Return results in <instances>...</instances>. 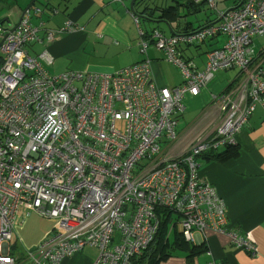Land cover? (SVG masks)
<instances>
[{"label": "built area", "instance_id": "2783aa9c", "mask_svg": "<svg viewBox=\"0 0 264 264\" xmlns=\"http://www.w3.org/2000/svg\"><path fill=\"white\" fill-rule=\"evenodd\" d=\"M190 1H205L217 21L172 35L139 28L143 59L108 73L51 74L41 64L52 62L46 48L30 54L28 46L74 31L69 19L57 29L35 25L42 9L33 6L15 26L0 24V264H18L10 241L32 212L57 224L23 251L27 264H61L85 246L97 249L91 264H140L159 229V208L176 216L169 223L180 224L187 243L195 231L209 230L256 254L252 241L227 228L225 204L199 167L205 152L235 145L256 107L264 108V54L256 56L252 45L264 36V0H241L225 11L216 0ZM218 36L225 41L206 52L202 69L179 49ZM150 46L179 68L180 85L153 82ZM232 68L241 74L237 84L211 97L221 112L213 137L197 139L178 157L166 155L163 142L177 137L184 97Z\"/></svg>", "mask_w": 264, "mask_h": 264}, {"label": "crops", "instance_id": "0c3cea01", "mask_svg": "<svg viewBox=\"0 0 264 264\" xmlns=\"http://www.w3.org/2000/svg\"><path fill=\"white\" fill-rule=\"evenodd\" d=\"M30 1L0 0L2 28L13 27ZM131 2L35 0L34 5L40 7L42 13L32 18L33 24L42 21L43 27L57 29L69 19L77 28L57 34L45 46L30 45L28 50L30 54L37 55L46 48L52 62L42 60L41 64L51 74L67 70L108 73L143 59L137 45L139 28L146 32L157 28L165 35H172L194 30L218 19L215 12L206 7L205 1L134 0L132 9L139 16L136 25L129 12ZM240 2L216 0V7L225 11L237 7ZM159 25L166 28L161 29ZM224 41V36H218L195 45L181 44L179 49L185 58L202 69L206 52L220 47ZM258 48L256 56L264 54V44ZM147 55L151 60L152 80L157 86L173 87L183 82L177 67V71L166 70L160 51L150 46ZM226 73L216 71L197 95L184 97V110L177 118V137L163 142L166 155L178 157L197 139L213 137L221 112L212 104L211 97L234 87L241 75L239 71L232 77ZM235 140V155L224 161H201L200 158L199 175L215 187L223 200L227 228L252 241L256 245V254L236 248L224 233L207 230L201 234L195 231L194 241L190 244L195 248L193 252L175 250L159 264H264V108L260 105L256 107L245 126L236 133ZM223 149L226 148L222 146L219 151ZM177 225L175 222L169 226L170 241L178 233ZM84 250L64 259L61 264H91L97 256V249L85 246ZM188 254L191 255L188 257Z\"/></svg>", "mask_w": 264, "mask_h": 264}, {"label": "trees", "instance_id": "16d2710c", "mask_svg": "<svg viewBox=\"0 0 264 264\" xmlns=\"http://www.w3.org/2000/svg\"><path fill=\"white\" fill-rule=\"evenodd\" d=\"M33 6H36V5L33 4L30 7H33ZM224 147L226 149H223L222 151H219L218 149L216 151L205 152L204 154L200 156L201 161L202 160L224 161L226 158H229L232 155H235L236 151L233 145H225ZM156 213H157V216L159 217V229L157 231V234L153 242L150 244L148 249L143 253V255L138 259V262L140 264H159L162 260L167 258V256L171 255V253L175 250H184V249L187 250L188 249L190 252H193L195 248L193 246H190V244L192 243H187L182 238L181 232L174 234L171 241L169 240V231H168L170 228L169 221L171 220V218L176 219V216H174L171 213V211H169L168 209H164V208H159L156 211ZM190 255L188 254V257Z\"/></svg>", "mask_w": 264, "mask_h": 264}, {"label": "rangeland", "instance_id": "374dc122", "mask_svg": "<svg viewBox=\"0 0 264 264\" xmlns=\"http://www.w3.org/2000/svg\"><path fill=\"white\" fill-rule=\"evenodd\" d=\"M158 27L161 29L164 27L166 28L165 25H159ZM253 42H254L252 43L253 49L257 50L260 48V47L258 48V46L264 44V37L254 38ZM164 63L166 70L177 71L176 69L178 67L176 68V66L173 65L172 63H169L166 60ZM217 72H223V73L227 72L226 74L228 75L231 74L232 77L233 75H236L238 73V69L232 68L228 70H217ZM56 224H57L56 220L44 218L38 215L37 213L32 212L25 218V220L21 224L16 226V232H14L13 234V237L10 241V246L12 248L13 253L19 257L18 264H27L24 261L23 251L37 245L41 240L45 238V236L49 232L52 231V228ZM176 231L181 232L180 224L177 225ZM86 247H90V246H86ZM86 249L84 250L83 248L82 250L86 251ZM82 250H80L79 253H83Z\"/></svg>", "mask_w": 264, "mask_h": 264}, {"label": "water", "instance_id": "95a60500", "mask_svg": "<svg viewBox=\"0 0 264 264\" xmlns=\"http://www.w3.org/2000/svg\"><path fill=\"white\" fill-rule=\"evenodd\" d=\"M34 1H35V0H31V1L27 4V6L25 7L24 10L28 9L31 5H33V4H34ZM133 1H134V0H132V2H131V4H130V8H131V9H132V3H133ZM24 10H23V11H24ZM23 11H22V13H23ZM5 20H7V19H5ZM15 25H16V24H15ZM15 25H14V26H15ZM0 44H1V41H0Z\"/></svg>", "mask_w": 264, "mask_h": 264}, {"label": "flooded vegetation", "instance_id": "af4514ba", "mask_svg": "<svg viewBox=\"0 0 264 264\" xmlns=\"http://www.w3.org/2000/svg\"><path fill=\"white\" fill-rule=\"evenodd\" d=\"M14 1H11V3H13ZM14 7V6H13Z\"/></svg>", "mask_w": 264, "mask_h": 264}]
</instances>
